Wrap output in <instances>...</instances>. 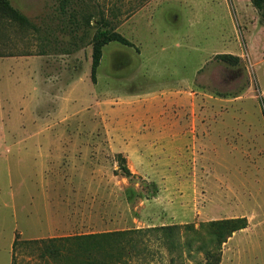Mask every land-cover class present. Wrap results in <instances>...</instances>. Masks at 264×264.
I'll use <instances>...</instances> for the list:
<instances>
[{
  "label": "rangeland",
  "instance_id": "obj_1",
  "mask_svg": "<svg viewBox=\"0 0 264 264\" xmlns=\"http://www.w3.org/2000/svg\"><path fill=\"white\" fill-rule=\"evenodd\" d=\"M8 1L37 28L0 57V264H264L252 1ZM101 17L135 46L106 44L93 83Z\"/></svg>",
  "mask_w": 264,
  "mask_h": 264
},
{
  "label": "trees",
  "instance_id": "obj_2",
  "mask_svg": "<svg viewBox=\"0 0 264 264\" xmlns=\"http://www.w3.org/2000/svg\"><path fill=\"white\" fill-rule=\"evenodd\" d=\"M62 7H65L71 0H60ZM253 6L259 11L261 20L264 21V0H251ZM88 5L86 4L85 8ZM72 16V14H71ZM92 16L87 13L82 17V22H75L77 29L82 27H89L92 22ZM31 27L37 28L32 23H29L26 17L20 10L10 4L8 0H0V57L8 56H24L31 53L25 52V43H23V37L20 35L25 32V28ZM75 27V28H76ZM116 41L127 46H135L134 43L118 32L111 21L101 17L97 21L96 33L91 40L93 44L92 51V65H91V79L95 83L97 80V70L101 62L103 47ZM41 51L39 54H43ZM215 58L219 61L228 63L230 65H238L241 61V57L231 53H218ZM262 108L264 111V102L261 100ZM119 234H123L122 232ZM81 264H102L96 260L82 261Z\"/></svg>",
  "mask_w": 264,
  "mask_h": 264
},
{
  "label": "crops",
  "instance_id": "obj_3",
  "mask_svg": "<svg viewBox=\"0 0 264 264\" xmlns=\"http://www.w3.org/2000/svg\"><path fill=\"white\" fill-rule=\"evenodd\" d=\"M22 1H24V0H22ZM19 7H23V5L21 4V5H19Z\"/></svg>",
  "mask_w": 264,
  "mask_h": 264
}]
</instances>
